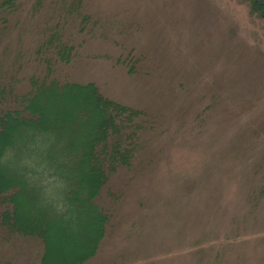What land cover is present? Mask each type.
Segmentation results:
<instances>
[{"label": "rangeland", "instance_id": "374dc122", "mask_svg": "<svg viewBox=\"0 0 264 264\" xmlns=\"http://www.w3.org/2000/svg\"><path fill=\"white\" fill-rule=\"evenodd\" d=\"M35 3L34 20L58 24L63 39L79 13L91 29L53 78L94 83L144 130L138 155L131 139L121 141L119 151L131 150L128 163L143 175L129 186V173L113 178L123 206L89 264H264V12L253 0H84L74 12L65 0ZM62 91L43 105L52 118L86 110L89 136L111 119L93 94L71 100ZM54 239L51 259L59 262L80 246ZM19 241H0V264L37 260L39 248Z\"/></svg>", "mask_w": 264, "mask_h": 264}, {"label": "trees", "instance_id": "16d2710c", "mask_svg": "<svg viewBox=\"0 0 264 264\" xmlns=\"http://www.w3.org/2000/svg\"><path fill=\"white\" fill-rule=\"evenodd\" d=\"M68 1V11L74 12L84 0ZM35 2L28 7L27 0H0V241L31 240L39 248L33 264H89L103 254L123 206L122 190H111L113 178L129 173L127 182L122 180L128 185L143 175L128 163L131 150L123 146L119 151L121 141L131 139L129 147L138 155L144 130L133 110L103 96L94 83L53 78L79 55L91 29L79 13L77 25H68L69 38L63 39L58 24L46 27L50 20H34ZM253 3L264 12V0ZM48 10H41V18ZM55 90L71 100L93 94L102 111H112L111 119L105 117L108 122H99L97 135L89 136L85 120L92 118L86 110L63 109L52 118L43 105ZM54 238L59 245L80 246L65 252L60 262L52 260L58 246Z\"/></svg>", "mask_w": 264, "mask_h": 264}, {"label": "bare ground", "instance_id": "6f19581e", "mask_svg": "<svg viewBox=\"0 0 264 264\" xmlns=\"http://www.w3.org/2000/svg\"><path fill=\"white\" fill-rule=\"evenodd\" d=\"M242 122H244V123H247V120L246 119H244ZM238 133H240V132H237V134H232L231 136H230V138H229V144L230 145H232V147H234V142H233V140H231V139H233V137L235 136V135H238ZM232 157V156H231Z\"/></svg>", "mask_w": 264, "mask_h": 264}]
</instances>
